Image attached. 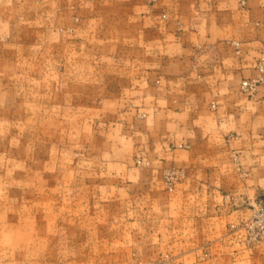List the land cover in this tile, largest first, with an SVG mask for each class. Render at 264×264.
Wrapping results in <instances>:
<instances>
[{
  "label": "crops",
  "instance_id": "1",
  "mask_svg": "<svg viewBox=\"0 0 264 264\" xmlns=\"http://www.w3.org/2000/svg\"><path fill=\"white\" fill-rule=\"evenodd\" d=\"M261 56L264 0H0V64L57 71L80 144L123 153L89 165L108 208L183 264H264L238 227L264 195V85L240 87Z\"/></svg>",
  "mask_w": 264,
  "mask_h": 264
},
{
  "label": "rangeland",
  "instance_id": "2",
  "mask_svg": "<svg viewBox=\"0 0 264 264\" xmlns=\"http://www.w3.org/2000/svg\"><path fill=\"white\" fill-rule=\"evenodd\" d=\"M14 69L0 64V264H183L182 249L146 239L108 208L106 174L100 186L89 165L123 153L80 144L74 105L58 102L57 71L30 79ZM129 155L135 168L152 167L147 154ZM175 170L161 171L166 192L164 175Z\"/></svg>",
  "mask_w": 264,
  "mask_h": 264
},
{
  "label": "built area",
  "instance_id": "3",
  "mask_svg": "<svg viewBox=\"0 0 264 264\" xmlns=\"http://www.w3.org/2000/svg\"><path fill=\"white\" fill-rule=\"evenodd\" d=\"M245 0H239L241 5ZM238 47L237 44H235ZM256 75L241 82L240 87L244 93L252 94L255 89L264 84V56H261L255 66ZM182 147V146H179ZM182 172L167 171L164 175L165 189L172 192L175 184L181 179ZM243 232L242 244L245 247L264 245V200H259L251 205V214L248 219L238 225Z\"/></svg>",
  "mask_w": 264,
  "mask_h": 264
}]
</instances>
